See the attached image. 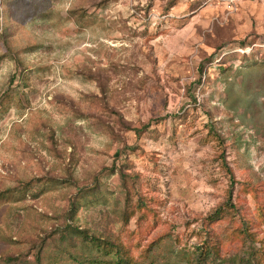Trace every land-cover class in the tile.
Here are the masks:
<instances>
[{"label": "rangeland", "instance_id": "rangeland-1", "mask_svg": "<svg viewBox=\"0 0 264 264\" xmlns=\"http://www.w3.org/2000/svg\"><path fill=\"white\" fill-rule=\"evenodd\" d=\"M96 242L264 264V1L0 0V264Z\"/></svg>", "mask_w": 264, "mask_h": 264}, {"label": "trees", "instance_id": "trees-1", "mask_svg": "<svg viewBox=\"0 0 264 264\" xmlns=\"http://www.w3.org/2000/svg\"><path fill=\"white\" fill-rule=\"evenodd\" d=\"M87 243L91 245L90 243L93 242L87 240ZM94 248H98V251L95 254L93 253H88L87 255L82 253L81 255L75 254V255H71L69 259L65 258V260H69L71 262L70 264H130L129 260L123 258L119 253H117V251L115 254H112L111 251L113 250H108L107 248L101 249L100 244L97 245V242ZM215 255H217V250L214 249L211 245H209V247L206 246L205 248H202L199 256L197 257L196 264H212L210 260L212 256ZM38 264H40V261Z\"/></svg>", "mask_w": 264, "mask_h": 264}, {"label": "built area", "instance_id": "built-area-1", "mask_svg": "<svg viewBox=\"0 0 264 264\" xmlns=\"http://www.w3.org/2000/svg\"><path fill=\"white\" fill-rule=\"evenodd\" d=\"M262 1H264V0H262Z\"/></svg>", "mask_w": 264, "mask_h": 264}]
</instances>
